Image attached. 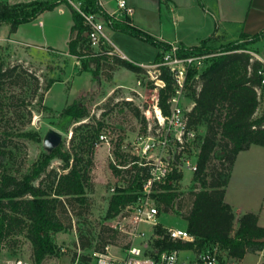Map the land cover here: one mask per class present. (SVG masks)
<instances>
[{
	"label": "trees",
	"instance_id": "obj_1",
	"mask_svg": "<svg viewBox=\"0 0 264 264\" xmlns=\"http://www.w3.org/2000/svg\"><path fill=\"white\" fill-rule=\"evenodd\" d=\"M81 1L83 7L91 11H101L98 0ZM60 5H66L72 13L73 25L68 42V54L82 59L83 69L98 77L102 68L111 70L120 67L135 74L145 71L140 65L122 58L117 53L104 51L93 55L89 46L87 28L82 16L67 0H41L9 5L0 1V25H8L10 33H15L19 26L31 22L46 11H53ZM108 25L115 31L140 38L152 43L160 50H170L171 45L158 41L150 34L133 26L128 18L116 20L103 11ZM264 38V30L255 35L243 34L238 39L219 48L211 46L214 37L203 40L200 46H180V57L193 54L208 56L202 61L203 67L189 68L186 88L191 90L193 108L187 113L188 125L197 130L206 128L197 160L192 189V205L182 215L187 222V231L195 237L194 244L174 245L181 250L198 251L210 246H218L227 251L230 258L242 260L248 253L264 249V227L258 225V217L253 213L241 216L238 228H234L235 215L232 207L224 200L232 168L239 152L251 145L264 147V111L258 114L264 96L258 97L256 89L261 86L262 76L259 71L262 63L249 51V45ZM111 50L113 48L110 47ZM155 61H162V54ZM23 62H16L8 67L0 65V250L14 237L26 233L33 246L34 262L43 264L49 256L59 255V249L52 239L53 233L68 229L62 219V213L72 201L86 204L87 188L90 180L91 154L96 150L97 141L103 129L101 122H84L73 127L71 147L65 149L61 142L50 153H43L32 167L21 176L9 172L7 163L14 156V135L33 140L37 136L32 132L15 134L9 131L11 117V97L4 95L7 83L13 86H33V96L40 89L39 78L26 69ZM90 63L96 68L90 70ZM161 77L166 87L159 90L158 106L164 116L171 113L168 100L175 94V80L167 68L161 67ZM108 78H111L109 76ZM55 80H50L45 87L48 92ZM44 97L39 96V102ZM127 104H132L127 102ZM25 116L30 114L28 105L19 107ZM48 110V108H45ZM136 116L139 110L135 108ZM15 115V112H12ZM67 132L74 124L89 117V112L82 101L67 105L60 113ZM29 122L30 118L27 119ZM145 122V120H144ZM145 129V128H144ZM116 163L110 167L115 176L124 179V184L115 188L109 201L108 218L126 216V209L134 205L141 196L143 184L147 179V168L139 165L135 156L125 153L121 145L115 149ZM60 160L58 170L51 168L54 160ZM215 161H218L217 164ZM183 174L175 173L172 179L180 182ZM180 193L177 185H165L155 195L160 212L167 211L177 203ZM117 234L118 229L108 227ZM163 227L156 229L162 234ZM158 242V241H157ZM109 243L96 248L97 253L105 252ZM87 245L83 244L85 248ZM14 252V251H13ZM89 258L82 257L83 260Z\"/></svg>",
	"mask_w": 264,
	"mask_h": 264
},
{
	"label": "rangeland",
	"instance_id": "obj_2",
	"mask_svg": "<svg viewBox=\"0 0 264 264\" xmlns=\"http://www.w3.org/2000/svg\"><path fill=\"white\" fill-rule=\"evenodd\" d=\"M25 1V0H23ZM45 21V27L38 25L32 32L37 41H41V47L30 46L29 50L36 58L43 61H29L21 58V52L18 48H10V45H0V65L8 67L16 62H23L22 65L39 78L40 89L36 96H33V86L25 85L13 86L7 83L4 95L5 98L11 97V110L9 117L11 122L9 131L15 134L20 132H32L37 136L36 140L17 137L14 135L13 142L14 156L7 163L9 172L21 176L26 173L32 165L41 157L43 153H49L52 145L55 143L56 136L62 140L65 149L71 147V133L73 127L84 122H101L103 129L101 136L104 139L96 144V150L91 154L90 180L87 188L88 202L81 204L72 201L71 205L66 206L62 213V219L68 229L52 234L54 244L59 249V255L49 256L43 264H94L96 248L103 243H109V250L115 256H120L122 251L133 239L131 235L134 232L129 217L117 216L108 218V207L111 196L115 188L124 184V179L117 177L111 170V163H116L115 149L121 145L125 153L131 154L133 143L141 140L143 137L154 136L155 138L165 136L164 131L157 134L159 120L155 117L154 107L156 106L154 81L156 75L155 64L146 65L145 71L141 74H133L128 70L120 71L114 82L115 70L102 68L98 77L90 71L83 69L82 59H78L68 53H52L49 59H46L43 49H47L51 42L64 46V39L67 35V27L64 17H58L56 13L50 15ZM112 41H118L122 47L131 53L136 60H141L149 56L156 55L158 50L155 45L131 35L121 34L114 37L108 28H104ZM47 41V42H44ZM233 41L229 38L223 40L214 39L210 42L214 48H219ZM251 53L264 51V43L249 45ZM162 52V51H161ZM44 57V58H43ZM204 58L203 60H205ZM133 62V61H132ZM199 69L203 64L199 63ZM90 70L96 68L95 63H90ZM111 76V78H108ZM50 80L56 82L52 85L50 95L47 96L44 89ZM140 82L141 84H138ZM120 83L125 84L124 87ZM39 96H43V102H39ZM75 101H82L88 112L89 117L81 122L74 124L65 132L62 130V120L60 119L61 111L69 104ZM191 90L188 87L183 89L180 96L179 106L188 110L192 104ZM127 102L132 103L127 104ZM24 104L28 105L30 114L25 116L24 111H18ZM262 104L258 110H262ZM45 108H48L45 109ZM139 110V116H136V110ZM17 112L15 115L12 112ZM28 118L30 121L27 122ZM145 120V122H144ZM145 128V129H144ZM198 140L197 150L200 151L206 128L199 126L197 128ZM55 136V137H54ZM219 164L218 161H215ZM61 166V161L56 159L51 163L50 169L56 170ZM183 178L177 183L179 193L181 194L174 207L167 211L160 212L158 221L162 226L186 229V221L182 215L189 211L192 205V189L194 186L195 173L190 170L183 171ZM108 227L118 229V233L113 234ZM238 228V223L234 224ZM147 237H151L154 228L147 224L141 225ZM9 241L2 250H0V264H8L15 260H27L32 264L34 262L33 246L26 233L19 234ZM83 244L87 246L82 247ZM216 248L222 264H256L258 258L262 257L261 263L264 264V249L262 251L251 253L241 261L230 258L226 250L218 246ZM14 251V252H13ZM184 253L182 257H185ZM89 258L82 261V257ZM236 260V262H235Z\"/></svg>",
	"mask_w": 264,
	"mask_h": 264
},
{
	"label": "built area",
	"instance_id": "obj_3",
	"mask_svg": "<svg viewBox=\"0 0 264 264\" xmlns=\"http://www.w3.org/2000/svg\"><path fill=\"white\" fill-rule=\"evenodd\" d=\"M116 10L109 15L116 20L130 18L133 9L129 6L127 0H114ZM67 2L82 16L87 28L89 46L93 55L104 51L108 54L117 53L112 48L108 37L105 34L106 19L103 16L104 4L98 0L101 11H91L85 9L81 1L67 0ZM107 13V12H106ZM108 14V13H107ZM179 44L171 45L170 50H163L162 61L157 63L155 60L148 64L141 65L142 68L149 64H155L156 75L153 78L156 106L159 102V90L166 87V82L161 77V67L167 68L175 80V94L168 100L171 113L168 117L164 116L161 109L162 120H159L157 134L166 132L165 136L155 138L147 136L133 143L131 155L135 156L139 165L147 168V179L143 184L139 200L126 209L134 232L131 233L133 239L122 251L120 256L110 253L109 246L105 252L96 253L94 264H222L216 248H204L200 251L196 249L181 250L174 245L194 244L195 237L187 229H175L162 226L158 221L160 210L156 204L155 195L161 192L163 186H176L178 182L172 179V176L183 171H197V160L200 151L197 150L198 134L197 130L188 125L187 113L193 108L194 102L188 110L179 106L180 96L186 87V78L189 68L198 67L202 64L204 58L208 56H199L189 54L185 57L179 56ZM262 63V69L259 74L262 76L261 86L256 89L258 97L264 96V58L252 53ZM145 69V68H144ZM138 84H141L138 82ZM104 136H101V140ZM201 150V149H200ZM147 224L154 228L151 237L141 230V225ZM163 227V233L157 234V227ZM158 241V242H157ZM191 253L187 257H182L184 253ZM8 264H32L27 260H15Z\"/></svg>",
	"mask_w": 264,
	"mask_h": 264
},
{
	"label": "crops",
	"instance_id": "obj_4",
	"mask_svg": "<svg viewBox=\"0 0 264 264\" xmlns=\"http://www.w3.org/2000/svg\"><path fill=\"white\" fill-rule=\"evenodd\" d=\"M9 5L28 3L41 0H0ZM105 11L110 14L116 10L114 0H102ZM133 9L130 18L131 24L144 32L150 34L155 39L166 44H179L185 47L200 46L203 40L211 36L217 40L229 38L238 39L241 35H255L264 30V0H127ZM56 13L58 17H64L67 27V35L64 39L65 45L60 46L51 42L47 49H43L46 59L52 53H68V42L70 40L73 18L71 10L66 5H60L53 11H46L35 20L22 24L15 33H10L8 25H0V45H10V48H18L22 53L21 58L29 61L40 62L43 59L36 58L29 50L30 46L41 47V41H37L32 30L38 25L45 27V21L51 14ZM114 37L126 33L113 30L108 23H105ZM112 48L122 58L135 62L138 65L148 64L156 59L161 53L136 60L128 53L118 41H112L105 31ZM129 36V35H128ZM134 37V36H131ZM213 39V40H214ZM47 42V41H44ZM264 43V38L257 44ZM258 54V53H256ZM259 56L264 58V51L259 52ZM44 58V57H43ZM125 68H118L116 75ZM127 70V69H125ZM129 71V70H128ZM131 72V71H130ZM135 78V73L131 72ZM125 84L120 83L124 87ZM51 90V89H50ZM50 90L46 95H50ZM264 111V99L262 102ZM258 112V114L260 113ZM224 200L229 204L234 212V224L239 222L242 215L253 213L258 217V225L264 227V147L251 145L247 150L238 153L234 162L231 176L226 188ZM187 228V222L186 227ZM187 253V252H186ZM191 253H187V256ZM248 255H253L248 253ZM245 256V257H246ZM244 257V258H245ZM262 257L258 258L256 264H260ZM241 261V260H238ZM236 262V260H235Z\"/></svg>",
	"mask_w": 264,
	"mask_h": 264
},
{
	"label": "water",
	"instance_id": "obj_5",
	"mask_svg": "<svg viewBox=\"0 0 264 264\" xmlns=\"http://www.w3.org/2000/svg\"><path fill=\"white\" fill-rule=\"evenodd\" d=\"M56 138L57 139H55V143L52 145L51 150L49 151V153L62 142V140L60 138H58L57 136H56ZM260 241L264 242V238H262Z\"/></svg>",
	"mask_w": 264,
	"mask_h": 264
},
{
	"label": "bare ground",
	"instance_id": "obj_6",
	"mask_svg": "<svg viewBox=\"0 0 264 264\" xmlns=\"http://www.w3.org/2000/svg\"><path fill=\"white\" fill-rule=\"evenodd\" d=\"M154 113H155V117H156L157 119L162 120V116H161V114H160L159 107H157V106L154 107Z\"/></svg>",
	"mask_w": 264,
	"mask_h": 264
}]
</instances>
